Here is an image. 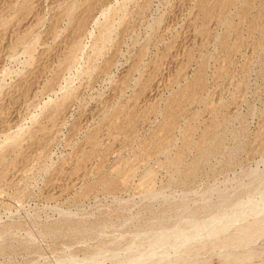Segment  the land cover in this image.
<instances>
[{"label": "rangeland", "instance_id": "obj_1", "mask_svg": "<svg viewBox=\"0 0 264 264\" xmlns=\"http://www.w3.org/2000/svg\"><path fill=\"white\" fill-rule=\"evenodd\" d=\"M263 161L264 0H0V264H123L184 209L264 199Z\"/></svg>", "mask_w": 264, "mask_h": 264}, {"label": "bare ground", "instance_id": "obj_2", "mask_svg": "<svg viewBox=\"0 0 264 264\" xmlns=\"http://www.w3.org/2000/svg\"><path fill=\"white\" fill-rule=\"evenodd\" d=\"M94 1L95 0H88V7H91ZM179 166L181 168V165ZM257 174H256V177H257ZM254 181H255V178H254ZM249 183H251L250 180H249ZM149 195L155 196V194H149ZM260 196H263V195L259 193L258 200L252 201L253 200L252 198V200H250L251 201L250 204L248 200H246L249 206L246 209L244 208V210L242 211L239 210L240 212H236L238 207L240 206V205L238 206L237 204L236 206L232 207L231 211H228L226 213L220 212L219 214L209 215L203 219L197 218L195 221L191 220L190 212L188 211L189 209L188 208H187L188 210L184 209L183 217L180 220H174L173 224L170 227H165L164 229H161L160 232L156 234H152L151 236L134 235L136 237L132 239L130 243L126 245V247L124 248V250L127 253L125 254L123 253L124 255H121L120 254L121 251H119L118 253L119 255L112 254L110 257L116 258V259H119V258L123 259L124 260L123 264L124 263L125 264H206L205 261L199 260V257L201 255L200 252H197V251L191 252V251H188V249L191 248V245L193 243L194 244L199 243V242L206 243L211 240L212 241L218 240L219 248L222 247V250H223V247H224L226 249V251L223 254L225 257H228V258L236 257V255L238 254L237 253L233 254L231 249L233 248V246L238 245L237 248L243 249V256H240L239 263L248 264L251 256L254 255L255 253L254 252L255 249L254 247H252L253 246L252 243L256 239L254 237L253 232L259 231L260 228H258L257 225H251L250 223H248L247 221L249 220L247 219L249 218L250 212L255 213L253 214L254 218L256 217L258 213L261 212L259 208H258L259 210L258 212L256 208L257 206L254 207L256 203L264 202V199H260ZM251 204L254 206L251 207L250 206ZM242 206L244 205L242 204ZM185 207H188V206H185ZM141 248L145 250L141 253L140 257L136 256L135 258L134 255L137 252H140L138 250H141ZM98 255H99L98 252L97 254L95 253L92 256V258H90L91 259L90 261L94 262L97 259Z\"/></svg>", "mask_w": 264, "mask_h": 264}]
</instances>
